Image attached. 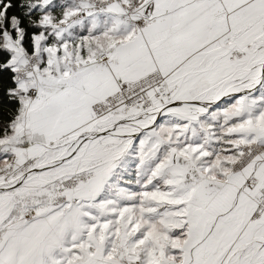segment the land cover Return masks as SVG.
I'll use <instances>...</instances> for the list:
<instances>
[{
  "label": "snow or ice",
  "instance_id": "obj_1",
  "mask_svg": "<svg viewBox=\"0 0 264 264\" xmlns=\"http://www.w3.org/2000/svg\"><path fill=\"white\" fill-rule=\"evenodd\" d=\"M0 264H264V0H0Z\"/></svg>",
  "mask_w": 264,
  "mask_h": 264
}]
</instances>
